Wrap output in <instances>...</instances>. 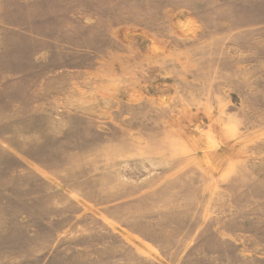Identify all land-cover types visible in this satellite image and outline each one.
Listing matches in <instances>:
<instances>
[{
	"label": "rangeland",
	"instance_id": "1",
	"mask_svg": "<svg viewBox=\"0 0 264 264\" xmlns=\"http://www.w3.org/2000/svg\"><path fill=\"white\" fill-rule=\"evenodd\" d=\"M0 264H264V0H0Z\"/></svg>",
	"mask_w": 264,
	"mask_h": 264
}]
</instances>
